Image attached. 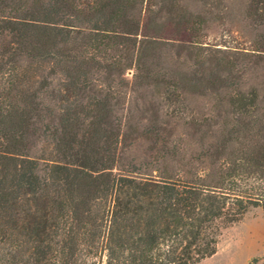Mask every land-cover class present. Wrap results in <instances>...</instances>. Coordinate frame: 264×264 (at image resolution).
Instances as JSON below:
<instances>
[{
    "label": "trees",
    "instance_id": "1",
    "mask_svg": "<svg viewBox=\"0 0 264 264\" xmlns=\"http://www.w3.org/2000/svg\"><path fill=\"white\" fill-rule=\"evenodd\" d=\"M242 19L238 52L186 0H0V264H199L264 216V0Z\"/></svg>",
    "mask_w": 264,
    "mask_h": 264
},
{
    "label": "rangeland",
    "instance_id": "2",
    "mask_svg": "<svg viewBox=\"0 0 264 264\" xmlns=\"http://www.w3.org/2000/svg\"><path fill=\"white\" fill-rule=\"evenodd\" d=\"M186 1L193 9L217 13L220 20L211 23L207 33L211 42L220 45L217 48L242 52L250 47L252 35L242 19L246 0ZM126 77L130 80L132 73ZM263 258L264 216L259 209H253L238 223L222 230L216 254L199 264H262Z\"/></svg>",
    "mask_w": 264,
    "mask_h": 264
}]
</instances>
